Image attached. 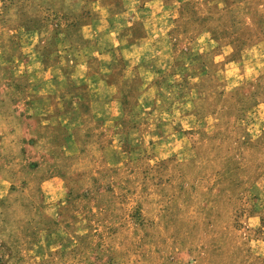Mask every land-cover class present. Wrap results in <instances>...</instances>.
<instances>
[{"label":"rangeland","instance_id":"rangeland-1","mask_svg":"<svg viewBox=\"0 0 264 264\" xmlns=\"http://www.w3.org/2000/svg\"><path fill=\"white\" fill-rule=\"evenodd\" d=\"M0 264H264V0H0Z\"/></svg>","mask_w":264,"mask_h":264}]
</instances>
